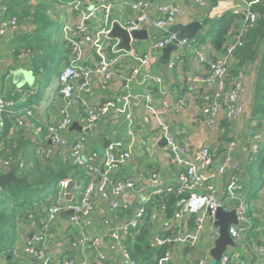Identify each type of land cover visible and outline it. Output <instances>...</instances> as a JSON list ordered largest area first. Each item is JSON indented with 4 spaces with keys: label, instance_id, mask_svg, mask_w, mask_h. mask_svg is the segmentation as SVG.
<instances>
[{
    "label": "crops",
    "instance_id": "crops-1",
    "mask_svg": "<svg viewBox=\"0 0 264 264\" xmlns=\"http://www.w3.org/2000/svg\"><path fill=\"white\" fill-rule=\"evenodd\" d=\"M72 1L78 0H30L29 3L32 9L31 12L38 9V13H40L42 10V22L46 24L45 27H50L49 31L53 30L51 42L55 43L57 51L53 50L52 46H50L51 51L45 48L37 50L36 44L41 40L42 34L37 36L34 33L36 19L33 13L21 20L19 19L20 26L18 28H9L3 35H0V94L12 103L11 110L13 113H10L11 116L15 120L20 117L26 122L25 126H18L13 120V126L6 139L1 140L0 147L12 146L16 157L29 160L26 167L33 166L35 161L40 162L44 167L49 164H56L53 163L56 157L46 159L43 155L44 127L47 123L59 121L63 116L64 101L60 92L59 75L68 63L70 52H68L67 59H63L53 67L45 88L42 87L45 83L46 70L41 69L39 73L35 72L33 63L37 55L40 57L46 56L48 59H57V52L64 53L65 48L60 35L62 26L68 23H79L82 11H92L95 4V0H79L81 10H75L71 5ZM125 1L134 2L136 0H117L121 5H118L111 15L112 22L118 21L123 26L128 25L138 14L128 4H124ZM147 1L149 4L146 12L149 20L143 23L141 28L147 31L149 37L134 40L133 47L140 53L151 52L153 69L162 77L161 85L149 81L150 86L154 89V106L162 119L167 122L169 128H175L176 138L180 144L186 147L189 158L192 159L196 151L205 145L209 146L214 153L213 164L205 172L206 185H212L221 194H224L229 172L219 174L218 167L220 163L226 156H231L232 160L240 165L242 195L248 203V206L246 205L247 216L251 224L246 232V237L255 245L264 244V107L259 110L260 98L257 103L255 99V85L264 45L255 62L241 64L240 58L234 53L233 60L230 63L227 77L229 88H233L236 84V77L240 70L245 73L243 83L246 91L242 96L245 114L238 121H230L221 113L212 126L207 124L200 111L202 106V93L200 90L210 89V86L205 83H192L193 75L200 77L208 75L206 63L199 64L194 53L188 49H181L172 53V60L176 61L177 67L170 69L169 66L160 61L162 51L151 49L154 39L163 34L154 24V21L161 16L158 10L160 4L173 2L181 5L182 10L177 16L176 23L199 20L204 25V21L208 18L216 19L225 13L240 16V12L234 13V11L243 8L244 3L239 0H217L215 3L213 0H206L204 5L180 0ZM3 4L5 10L0 11V18L16 17L8 13L6 2ZM97 15L91 21L93 31H97L105 25L104 14L97 13ZM237 26L238 24L235 27L237 28ZM115 40L120 42L119 38ZM207 46L206 56L208 60H217L222 57L223 52L213 50L209 43H207ZM84 60L86 63H93V65L98 60V56L93 53L89 45L85 46ZM135 62L130 57H121V61L116 66L117 77L115 79L105 82L96 73L92 76V84L88 91L79 89L76 92L81 94L92 106H100L107 100L120 96L127 91V86L132 88V85L127 82V78ZM82 83L83 80H78L76 82L77 88H80L79 86ZM191 84L197 86V91L190 89ZM142 89L143 86L138 84L133 86L132 92L138 96L137 94ZM180 99L185 100V106L183 109L176 111ZM79 108L80 111L74 114V121L86 128L85 121L83 118L81 119V113L84 114V110H81V107ZM129 109L130 118H127L123 113L118 114L110 111L89 131H79L70 127L65 133L70 142L84 135L86 138L85 155L95 153L97 157L92 162L96 168L95 171H88L85 168L79 169L78 167L81 176L74 178L77 184L72 188L70 198L67 197L65 190L64 201H69V203L78 201L89 179L96 178L103 171H107L105 163L106 150L117 139L124 141L126 148L131 151L132 157L120 168L108 171L112 181L132 178L137 184L142 185L147 183L150 174L158 173L165 183H178L179 174L183 171V167L178 166L168 155L167 147L160 144L163 136L158 131L157 118L145 107L144 101L140 98H132V105ZM26 110H32L33 116L27 115ZM31 124L42 127V133L38 134ZM113 129L117 130L116 135L112 133ZM130 130H133L135 134H131ZM258 131L261 132L262 140L260 152L255 155L250 150V138ZM142 138L147 140L145 148L141 144ZM232 142H235V145H232ZM62 156L65 160H68L69 164H72L68 154ZM9 170L11 168L6 172ZM69 177V179H73L71 176ZM117 198L110 192L108 197L99 196L96 198L94 209L85 222V231L88 236L101 237L106 241H111L112 234L105 222L111 221V223L116 224L123 221L131 216L132 211L136 209L137 203H139L138 200H133L129 203L130 209L128 211L115 213L112 210L113 201L115 199L123 201V199ZM49 209L44 203H41L36 208V216L30 215L28 219L26 218L20 222L17 241L14 246L18 250V256L13 257L12 264H43L42 260L31 256L26 251V241L32 239L35 233L39 231ZM152 212L149 213V223L151 224L149 239L153 245H157L159 241L155 238V235L158 233L163 234L165 229H170L169 224H172L174 214H170L167 210L158 211L156 218L152 221ZM71 215L72 213L64 215L60 213L53 224L48 235L50 251L61 259L72 258L77 262L85 261L94 264L93 250L88 252L76 244L74 230L70 227ZM204 222L205 226L196 249L177 244L174 240L177 237V228L172 227L174 234L169 237L172 240L169 243L172 245L171 249L175 254L173 264H196L199 256L205 252H210L215 242L213 236L215 225L211 221L208 212L205 213ZM181 225L184 230L190 228L189 219H184ZM237 244V247H231L228 250L232 248L244 250L241 243L238 242ZM103 251L107 254V259L103 264H123L120 253L105 248H103ZM212 262L213 259L209 264H212ZM251 263L252 259L247 257V264ZM234 264L238 263L234 262Z\"/></svg>",
    "mask_w": 264,
    "mask_h": 264
},
{
    "label": "built area",
    "instance_id": "built-area-1",
    "mask_svg": "<svg viewBox=\"0 0 264 264\" xmlns=\"http://www.w3.org/2000/svg\"><path fill=\"white\" fill-rule=\"evenodd\" d=\"M7 0H0V11L5 10L3 4ZM190 1L204 5L206 0H180ZM244 3V7L239 11L242 20L236 28V33L229 37L222 53V57L217 60H208L206 56L207 44L198 43L193 39H182L177 41L179 49H188L197 58L199 64L208 63V75L200 77L193 75L192 83H205L210 86V93H204L201 97L202 106L200 108L201 114L205 118L208 125L212 126L216 123L221 113L230 121H238L245 114V107L242 101V96L245 93V86L243 79L245 73L240 70L236 77V84L233 88H229L227 84V77L229 74L230 63L233 60L235 51L244 45L245 37L251 27H253L260 17V13L253 9V6L261 0H239ZM134 11L138 12L137 16L126 26L129 32L140 29L141 25L149 20L146 8L148 6L147 0H136L134 2L125 1ZM71 5L75 10H81V2L72 1ZM121 3L117 0H95L92 11H82L81 19L77 24H64L60 30V35L63 41L66 42L69 48V59L67 65L64 67L59 75L60 92L63 96L64 107L63 116L57 122L47 123L45 125L44 149L43 155L49 157L52 155H66L68 154L73 165L79 168H85L88 171H95L96 168L92 162L97 155H85L84 145L86 138L81 135L73 142L65 136L74 122L75 112L83 109L84 114L81 113V119L85 121V127L91 129L94 127L103 116L110 111L118 114H125L127 118L131 117L130 106L133 99H141L145 103V107L154 114L158 122V131L162 136H167L169 126L154 106V89L150 86V82L160 84L162 77L153 69L152 54L150 51L140 53L133 47L131 41V49L129 51L119 49V41L110 38L109 32L112 27L111 15L117 6ZM160 17L154 21L155 26L163 33H167L168 27L176 23L177 16L181 13V5L179 3H163L158 6ZM97 13L104 14L105 25L101 26L97 31H93L91 21L96 18ZM20 26L17 17L0 18V35H3L9 28H18ZM176 40L175 35L167 33L159 39H154L151 49H163L168 44ZM89 45L90 49L96 56L97 62L86 63L84 60L85 46ZM130 57L136 62L133 64L130 74L127 78L129 85H141L142 91L137 94L132 92V88L127 86V91L120 96L107 100L100 106H92L88 101L76 91L81 89L88 91L92 84V76L99 74L103 81L110 82L117 77L116 66L121 61V57ZM177 63L171 60L169 63L170 69H175ZM83 80L80 88H77L76 82ZM197 86L191 84V90L197 91ZM136 97V98H135ZM12 103L8 101L4 95L0 94V141L4 128L3 113H13L11 110ZM185 100L180 99L177 103V110L183 109ZM26 114L33 116L32 110H26ZM115 122V121H114ZM26 122L18 117L16 118V125L25 126ZM38 134L42 133V127L31 124ZM112 133L117 134V130L113 129ZM131 134H135L130 130ZM178 136V133H177ZM261 132H255L250 138V150L257 155L261 148ZM168 144L166 145L168 155L178 165L183 167V171L179 174L177 184L165 183L158 173L149 175L147 183L139 185L132 178L112 181L108 175V171L120 168L124 163L129 161L132 157L130 150L126 148L123 140H115L106 150L105 163L107 171L101 173L96 178H91L84 187L81 196L75 203L64 201L65 190L71 179L66 178L59 182L58 191L54 203L50 206L49 212L41 224L39 231L35 233L32 239L26 241V251L37 259L43 261V264H89L88 262H77L72 258L61 259L55 256L49 248L48 235L52 229L53 224L58 218L59 214L68 209H73L74 212L70 217V227L74 230L76 244L78 247L90 252L93 250L94 264H103L107 259V254L103 248L109 251L120 253L123 264H136V261L131 257L126 245V240L132 231L136 229L144 217L148 213V207L152 205V218H156L158 211H166L167 206L163 201H158L157 197L163 199L168 194L177 192L188 193L189 196L181 199L177 203L178 210L174 214L170 228H177V237L175 241L177 244L188 246L191 249H196L199 245L202 230L205 222L204 216L208 212L211 221L216 222V211L223 208L230 211L236 209L239 224H232L229 227V232L235 242H239L244 247V250H238L228 247L223 254L220 264H247V257L252 259L251 264H264V244L255 245L246 237V232L251 227L247 216V204L242 195V184L240 179L241 167L232 160L231 156H226L218 167L219 174L229 172L227 178L226 188L224 194H221L214 186L206 185L205 172L213 164L214 153L209 146H203L196 151L194 157H188L187 149L180 144L176 138V134L167 136ZM142 147H146L147 140L141 139ZM235 145V142L231 143ZM16 160L12 155L0 157V175L5 173L7 169L14 164ZM23 163L20 166L23 167ZM109 192L117 198V196L131 192L135 196H143L144 202L136 207L131 213V216L116 224L111 221H106L105 224L109 227L112 234L111 241H106L101 237H90L85 231V222L88 215L93 211L95 200L99 196L108 197ZM114 200L112 203V210L115 213L121 211H128L130 204L121 200ZM210 210V212H209ZM194 218V227H181V222L184 219ZM220 235L219 228L215 225L214 239ZM155 238L159 244L165 241L171 242L170 238L163 239L162 234L158 233ZM172 246V245H171ZM96 251V252H94ZM95 253V254H94ZM13 255L18 256V250L13 248ZM210 252H205L198 257L196 264H209L212 261ZM175 260L174 251L170 248L166 253L157 259L156 264H173Z\"/></svg>",
    "mask_w": 264,
    "mask_h": 264
},
{
    "label": "trees",
    "instance_id": "trees-1",
    "mask_svg": "<svg viewBox=\"0 0 264 264\" xmlns=\"http://www.w3.org/2000/svg\"><path fill=\"white\" fill-rule=\"evenodd\" d=\"M216 1L217 0H213L214 3ZM29 3L30 0H7L6 7H8V13L16 16L18 20H21L23 17L30 16V14L33 13L36 19V30L34 33L37 36L42 34L41 40H39L36 44L38 47L37 50L45 48L46 50L51 51L50 46H52V49L57 51L54 45L55 43L53 44V42H51L53 30L51 29L49 31L50 27H45L44 25L46 24L42 22V10L40 13H38V9L31 12L32 9ZM253 9L260 13V17L256 24L247 32L244 45L235 51L237 56L240 58L241 64L255 62L259 57L262 46L264 45V0L256 3L253 6ZM241 20L242 15L236 16L232 13H225L216 19L208 18L204 21L205 30L201 31L194 39L200 44L209 43L213 50L223 52L228 38L236 33L235 26L237 24L239 26ZM165 34L167 33L161 34L156 39L161 38ZM62 44L64 45L65 50L64 53L57 52V59H48L46 56H36L33 63L34 71L39 73L41 69L46 70L44 75L45 83L42 88L46 87L48 79L52 74L53 67L68 57L69 48L65 41H63ZM205 65L206 69L209 68L208 63ZM200 92L202 93V97L205 92L210 93L211 90L201 89ZM263 107L264 79L261 89L259 110ZM3 119L4 128L1 140L6 139L13 126V120H15L9 112L3 113ZM8 155H12L14 160H16L10 168L13 169L18 176L26 179L28 183L13 181L10 185L0 188V264H12L13 262V248L15 246V242L17 241V232L19 230L20 222L26 218L28 219L30 215L36 216V208L40 206L41 203H44L49 209V207L54 203L58 191V185L61 180L70 178L69 176L75 180L74 178L81 176V172L79 170L80 168L78 169V166L69 164L67 162L68 160H65L62 155H58L56 157V162L53 161V163H56L55 165L49 164L45 167L38 161H35L33 166L26 167L29 164V160L27 158L24 160L16 157L15 150L12 146L7 148L0 147V157H6ZM44 158L46 157L44 156ZM20 163L24 164L23 167L20 166ZM187 196H189L188 193L178 194L175 192L166 195L163 199L157 197V200L166 203L167 211H169L170 214H175L178 210V201ZM151 207H148L147 215L126 240L129 253L136 261V264H156L157 259L162 257L166 251L171 248V244L167 241L162 244L153 245L149 239L151 235V224L149 223V213L151 212ZM189 221L190 226L193 227L194 218L191 217ZM173 228L165 229V231H163V239H167L174 234L172 231ZM216 264H220V262H217Z\"/></svg>",
    "mask_w": 264,
    "mask_h": 264
},
{
    "label": "water",
    "instance_id": "water-1",
    "mask_svg": "<svg viewBox=\"0 0 264 264\" xmlns=\"http://www.w3.org/2000/svg\"><path fill=\"white\" fill-rule=\"evenodd\" d=\"M204 30V25L199 20L190 21L188 23H174L170 27L167 28L166 32L175 35L176 40L167 46H165L162 51V55L160 57L161 63H163L166 66H169V63L172 60V53L174 51L180 50L177 41L182 40L185 38L193 39L195 38L201 31ZM112 39L119 38L120 42L118 44L119 49H123L126 51H129L132 47L131 41L132 40H142L147 39L148 33L144 29H135L131 32H129L121 23L118 21L113 22L111 30L108 35ZM264 79V48L260 59L258 74H257V80H256V103L258 102L260 96H261V89ZM72 129H77L79 131H89V128H84L82 125H80L78 122H73ZM175 128L171 127L168 131L167 136H171L174 134ZM167 136H164L160 142L162 146H166L168 144ZM105 172V171H103ZM111 178V175L108 174ZM112 179V178H111ZM13 181H18L22 183H28L26 179L18 176L13 169L9 170L8 172L2 173L0 175V187L3 188L6 185H10ZM76 181L71 179L68 183V186L66 188L67 197L70 198L72 188L76 185ZM119 199H123L125 202H133V200H138L139 203H137V207H139L144 202L143 196H135L131 192L123 193L119 196ZM73 201H75L73 199ZM73 209H68L66 211L61 212L62 215L66 213H73ZM210 212V210H209ZM216 222L215 225L219 228L220 235L217 237V239L214 242V246L210 250V254L213 258V261L215 263L219 262L223 256V254L226 252L228 247H237L238 244L235 242L233 237L231 236L229 232V227L234 224L238 225V215L236 212V209L233 208L230 211H226L223 208H219L216 211Z\"/></svg>",
    "mask_w": 264,
    "mask_h": 264
},
{
    "label": "rangeland",
    "instance_id": "rangeland-1",
    "mask_svg": "<svg viewBox=\"0 0 264 264\" xmlns=\"http://www.w3.org/2000/svg\"><path fill=\"white\" fill-rule=\"evenodd\" d=\"M246 91V90H245ZM58 155H52V156H49V157H46V158H49V159H54V157H57ZM56 162V160H55ZM247 203V202H246ZM247 206H248V203H247ZM212 264H216L214 261L212 262Z\"/></svg>",
    "mask_w": 264,
    "mask_h": 264
}]
</instances>
